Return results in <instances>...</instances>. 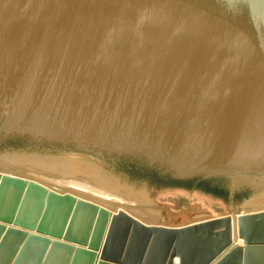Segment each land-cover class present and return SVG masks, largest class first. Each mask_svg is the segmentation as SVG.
Instances as JSON below:
<instances>
[{
  "label": "water",
  "instance_id": "1",
  "mask_svg": "<svg viewBox=\"0 0 264 264\" xmlns=\"http://www.w3.org/2000/svg\"><path fill=\"white\" fill-rule=\"evenodd\" d=\"M0 160L261 204L151 224L0 165V264H264V0H0Z\"/></svg>",
  "mask_w": 264,
  "mask_h": 264
},
{
  "label": "rangeland",
  "instance_id": "2",
  "mask_svg": "<svg viewBox=\"0 0 264 264\" xmlns=\"http://www.w3.org/2000/svg\"><path fill=\"white\" fill-rule=\"evenodd\" d=\"M0 165H3L10 170L19 171L25 175L38 178L60 192L69 191L85 199L89 198L95 200L100 204H104L105 206L114 209V211L122 208L125 211H128L129 213L151 224H160L165 226H183L201 220L225 216L229 214L231 210H251L258 205H261L251 202L237 205H218L148 200H126L97 192L86 187L64 181L10 162L0 160ZM238 242L242 244V241L239 240Z\"/></svg>",
  "mask_w": 264,
  "mask_h": 264
},
{
  "label": "bare ground",
  "instance_id": "3",
  "mask_svg": "<svg viewBox=\"0 0 264 264\" xmlns=\"http://www.w3.org/2000/svg\"><path fill=\"white\" fill-rule=\"evenodd\" d=\"M264 201V199H258V200H255V202H258V203H261V202H263ZM253 203V202H252ZM254 204H256V203H254ZM237 242V244H239V245H242V244H240V242H238L239 241V239L238 240H236ZM240 241H242V240H240ZM178 262V261H177Z\"/></svg>",
  "mask_w": 264,
  "mask_h": 264
}]
</instances>
